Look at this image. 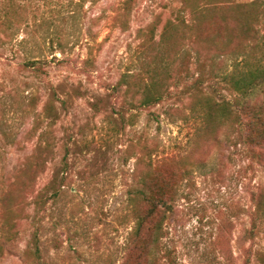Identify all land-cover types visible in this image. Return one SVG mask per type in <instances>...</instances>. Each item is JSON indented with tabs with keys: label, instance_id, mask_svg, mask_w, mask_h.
I'll return each mask as SVG.
<instances>
[{
	"label": "rangeland",
	"instance_id": "obj_1",
	"mask_svg": "<svg viewBox=\"0 0 264 264\" xmlns=\"http://www.w3.org/2000/svg\"><path fill=\"white\" fill-rule=\"evenodd\" d=\"M202 1L214 5L198 31L207 39L226 26L238 25L241 40L246 25L260 33L256 52L217 58L220 78L264 60V0ZM184 5L0 0V264H133V193L138 170L146 171L138 165L145 137L157 156L173 158L192 176L180 186L162 245L144 264H264V214L257 213L264 168L238 146V134L197 148L198 123L184 119L183 87L178 97L143 108L120 86L144 70L150 28L157 24L159 38ZM214 39V49L226 51ZM31 61H41L39 71L26 67ZM35 155L39 173L31 164L21 178ZM29 178L37 201L29 188L23 194Z\"/></svg>",
	"mask_w": 264,
	"mask_h": 264
},
{
	"label": "trees",
	"instance_id": "obj_2",
	"mask_svg": "<svg viewBox=\"0 0 264 264\" xmlns=\"http://www.w3.org/2000/svg\"><path fill=\"white\" fill-rule=\"evenodd\" d=\"M185 4L174 19L165 23L159 38L157 24L150 28L140 57L145 64L144 70L129 76L120 86L125 85L126 96L143 108L159 105L172 96L178 97L177 92L183 87L182 94L183 91L186 93L189 110L184 119L193 118L198 123L195 147L211 141L217 144L222 134L228 135V139L232 134H238V146L254 163L264 168V60L248 63L239 76L231 74L220 78L216 68L217 58L221 55L237 57L249 51L256 52L260 47V33L257 28L246 25L243 28L246 37L241 40L239 32L242 29L238 25L232 28L235 30L221 27L219 35L215 36L220 46L227 48L219 51L213 46L217 44L215 36L207 39L198 34L202 21L214 5L201 0H185ZM249 14L245 17L251 20ZM225 28L229 31L225 32ZM230 31L236 34L230 35ZM193 64H196L195 70L190 69ZM40 65L41 61H31L26 67L32 66L39 71ZM184 72L188 77L196 74L198 77L187 81ZM151 143L148 137L142 139L138 154V165L146 171L139 173L138 170L139 189L133 193L138 202L137 227L129 246L130 257L138 254L133 264L147 263L154 249L160 248L166 237L167 224L176 213L180 186L192 176L189 169H181L180 162L175 164L174 160H169L173 158L157 156ZM37 156L22 169L21 178L31 170L28 167L31 164L34 173H39L42 163L41 155ZM23 182V194L29 188L33 198L39 200L41 195L36 193L34 178ZM258 206L257 213L264 214L263 203L258 202Z\"/></svg>",
	"mask_w": 264,
	"mask_h": 264
}]
</instances>
